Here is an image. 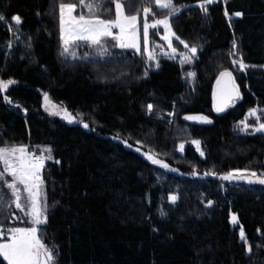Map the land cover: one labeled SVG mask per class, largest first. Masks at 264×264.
Segmentation results:
<instances>
[{"label": "trees", "instance_id": "1", "mask_svg": "<svg viewBox=\"0 0 264 264\" xmlns=\"http://www.w3.org/2000/svg\"><path fill=\"white\" fill-rule=\"evenodd\" d=\"M59 2L0 0L8 21L0 22V78L17 81L0 92V146L28 145L36 154L45 146L53 150L54 160L43 169L48 222L42 238L57 248V264H264V185L204 175L264 170V134L235 127L250 108L264 109V0H215L208 18L198 0H174L193 7L171 20L173 30L202 47L183 66L179 55L160 56V67L152 63L147 77L146 57L112 48L110 40V56L81 43L77 52L90 53L88 59L66 61L60 55ZM80 11L86 9L75 14ZM236 11L244 15H232ZM15 14L22 18L18 40L8 29L10 23L15 30ZM233 39L250 66L246 71L228 56ZM173 46L186 51L175 39ZM225 68L233 71L243 98L216 113L213 87ZM192 71L195 80L185 75ZM45 92L77 121L46 111ZM189 115L209 116L212 123L192 124L185 121ZM117 135L131 147L114 142ZM197 139L203 156L191 143ZM149 151L178 171L152 164L143 155ZM172 194L175 203L168 199ZM232 212L252 245L250 255L239 226L230 222Z\"/></svg>", "mask_w": 264, "mask_h": 264}, {"label": "snow or ice", "instance_id": "2", "mask_svg": "<svg viewBox=\"0 0 264 264\" xmlns=\"http://www.w3.org/2000/svg\"><path fill=\"white\" fill-rule=\"evenodd\" d=\"M215 0H198V6L205 18L209 17V6ZM114 5V15L113 6ZM193 5H177L174 0H77V2H64L60 0L58 4L59 32L62 41L60 55L67 61L86 60L91 55L85 53L80 56L77 49L81 43L85 46H91L96 49V54L100 56L112 55L109 49V40L112 42V48L122 50L133 49L135 52H141V34L144 50L147 53V63L144 68L143 76L147 77L152 68V62L159 68V57L167 56L169 59L180 57L181 66L192 64L197 59L200 45H189L182 40L173 30L171 20L188 10ZM79 9H86L75 14ZM159 9V16L156 11ZM55 11V9H53ZM152 17L150 20L149 17ZM224 15L231 19L230 14L225 8ZM236 17H242L243 12L236 11L232 13ZM109 16L111 18H104ZM11 21L15 22V30L8 24V29L13 31V36L18 40L21 33L22 18L19 14L11 16ZM0 22L8 23L6 15L0 12ZM163 28L162 40L166 44L156 43L149 47L150 30H159ZM173 39L179 41L186 51L178 53L173 46ZM31 37L28 38V41ZM26 41V46L31 47V43ZM13 42H7V47L11 48ZM228 56L232 57L231 63L240 71H246L250 66L244 62L242 54L239 52L238 42L233 39ZM195 80L197 73L195 71L185 74ZM16 80L9 78L7 80L0 78V92H6L10 86L15 85ZM213 107L216 113H222L229 107H232L236 101L241 100L242 93L240 85L232 70L227 68L219 71L216 78V87L213 91ZM3 100L12 104V100L7 95ZM20 107L19 105H15ZM44 107L53 116H62L69 123L76 122L77 117L73 116L67 108H62L51 102L49 94L44 93ZM149 113L153 111V105H147ZM27 112V109H24ZM174 115V113H169ZM254 118L255 123H249V118ZM188 120L199 121L211 124L212 120L206 115H189ZM83 123L84 128H88V123ZM236 129L242 133H262L264 134V109L253 107L248 110L244 119H241L235 125ZM114 139L119 140L117 135ZM124 145L131 147L127 140ZM139 145L141 141H136ZM201 156V141L192 140ZM184 143L179 145L180 151L184 150ZM137 148V151H140ZM42 154L37 155L35 151H29L28 145H2L0 146V264H57V248L49 247L42 238L43 226L48 222V204L45 191V180L43 178V169L46 161L54 160L51 146H45L41 149ZM143 155L154 165H160L164 169H170V166L163 160L158 159L154 152H143ZM59 163V161H56ZM199 174V173H194ZM205 176L219 175L221 180L229 182H244L247 185H264V170L256 171L251 168H236L225 173L205 172ZM5 189L7 191H5ZM168 199L175 203L178 196L172 194ZM208 205L214 202L207 201ZM20 210L18 215L14 210ZM160 215L166 216L167 213L161 209ZM14 218L25 226H7L6 221ZM231 224L239 226V239L246 245V254L253 251L251 243L247 241L246 232L242 224L239 223L238 214L231 213ZM158 231V229H153Z\"/></svg>", "mask_w": 264, "mask_h": 264}, {"label": "rangeland", "instance_id": "3", "mask_svg": "<svg viewBox=\"0 0 264 264\" xmlns=\"http://www.w3.org/2000/svg\"><path fill=\"white\" fill-rule=\"evenodd\" d=\"M159 16V15H158ZM149 19L151 20L152 19V17H149ZM153 33H156V35H157V39H155L152 35H153ZM155 35V36H156ZM162 35H163V28H162V26H161V28L159 29V30H150V43H149V47H152L154 44H156V43H163V44H166L167 42L166 41H163L162 40ZM133 50V49H132ZM135 51V50H134ZM141 54H143L145 57H147V53H146V51L144 50V46H143V40H142V34H141V52H140ZM146 61V63H147V59L145 60ZM152 63H154L153 64V66L155 67V62H152ZM62 117V116H61ZM63 118V117H62ZM251 118V117H250ZM249 118V119H250ZM194 145V144H193ZM194 147L196 148V146L194 145ZM179 148V147H178ZM197 149V148H196ZM30 151V150H29ZM198 151V150H197ZM179 152H181L180 151V148H179ZM182 153V152H181ZM40 154H42V152H40L39 154H37V155H40ZM5 191H7L6 189H5ZM13 210L19 215L20 214V210H18V209H14V206H13ZM6 225L7 226H9V227H11V226H25L24 224H22L21 222H19V221H16L14 218H10V219H8L6 222Z\"/></svg>", "mask_w": 264, "mask_h": 264}, {"label": "water", "instance_id": "4", "mask_svg": "<svg viewBox=\"0 0 264 264\" xmlns=\"http://www.w3.org/2000/svg\"><path fill=\"white\" fill-rule=\"evenodd\" d=\"M215 87H216V83H215V85H214V89H215ZM212 100H213V95H212ZM212 106H213V102H212ZM213 109H214V107H213ZM214 111H215V109H214ZM187 117V116H186ZM185 121H187V122H190V123H192V124H197V123H200L199 121H193V120H188V119H186L185 118ZM114 142H118V143H120V144H123L124 145V143H123V141H122V139H119V140H117V139H114ZM125 146V145H124ZM125 147H127V146H125Z\"/></svg>", "mask_w": 264, "mask_h": 264}, {"label": "built area", "instance_id": "5", "mask_svg": "<svg viewBox=\"0 0 264 264\" xmlns=\"http://www.w3.org/2000/svg\"><path fill=\"white\" fill-rule=\"evenodd\" d=\"M151 16V15H150Z\"/></svg>", "mask_w": 264, "mask_h": 264}]
</instances>
